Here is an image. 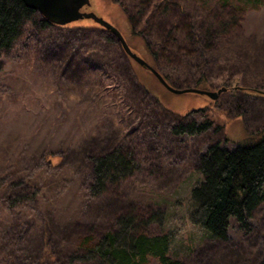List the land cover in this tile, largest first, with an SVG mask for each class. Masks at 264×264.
<instances>
[{"label": "rangeland", "instance_id": "374dc122", "mask_svg": "<svg viewBox=\"0 0 264 264\" xmlns=\"http://www.w3.org/2000/svg\"><path fill=\"white\" fill-rule=\"evenodd\" d=\"M191 1L188 8L198 6ZM89 3L83 11L114 25L132 44L131 51L152 67L131 41L118 2ZM238 16L237 30L207 56L208 87L203 90L228 88L215 100L168 91L125 58L93 19L39 32L26 28L13 50L0 57V179L7 181L4 189L24 183L33 198L10 208L1 190L0 264H40L46 237L75 252L82 238L108 230L116 217L130 213L144 221L160 215V222L146 224L149 232L169 234L171 255L187 264L264 261V202L245 228L232 220L227 240L214 239L188 221L191 189L203 178L196 170L199 155L218 140L235 149L264 132V90L251 89L264 78V5ZM185 69L170 68L175 88H197L188 81L195 73ZM243 77L251 83L242 82ZM179 116L213 123L201 135L174 137L170 127ZM116 147L130 155L135 168L93 198L87 188L88 158ZM49 153L59 157H49L52 163L46 164L43 157ZM147 264L158 263L150 259Z\"/></svg>", "mask_w": 264, "mask_h": 264}, {"label": "trees", "instance_id": "16d2710c", "mask_svg": "<svg viewBox=\"0 0 264 264\" xmlns=\"http://www.w3.org/2000/svg\"><path fill=\"white\" fill-rule=\"evenodd\" d=\"M114 1L118 2L129 23L131 41H136V48L144 51L160 76L176 87L168 75L170 68L175 67V71L186 68L197 73L196 76L191 74L188 81L201 90L208 87L207 56L212 55L218 45L237 30L239 14L264 5V0H206L201 4L193 0L194 5L198 6L188 8L186 4L189 0ZM213 1L216 3L214 7L210 5ZM197 9L202 12H197ZM80 12L87 11L81 9ZM86 19L91 18L73 16L65 23L57 24L28 7L23 0H0V57L13 50L27 27L39 32L55 26L67 27ZM96 24L108 33L109 40L114 39L118 43L125 58H132L125 51L124 38H121V33H116L118 29L114 25L110 23L112 28H107L98 22ZM127 43L131 47L132 44ZM134 62L152 73L138 61ZM153 76L160 82L156 75ZM130 78L144 93L142 85L137 84L133 76ZM229 81L233 83L235 80L230 76ZM241 81L251 83L246 77ZM254 85L251 88L253 92L264 90V78L255 81ZM175 122V126L170 127L174 137L201 135L208 132L213 123L208 120L187 121V118L180 116ZM220 133L222 131L218 130L216 134ZM254 136L255 142L235 149L221 146V140L210 143L196 160V170L203 178L191 189L193 209L188 221L214 239H228L232 220L245 228L247 220L264 202V132ZM52 156L59 157L46 154L44 163L51 162L49 157ZM88 159L91 168L87 188L93 198L102 196L109 183L125 178L135 168L134 160L119 147L108 153L89 156ZM4 183L6 185L7 181L0 179V194L3 193ZM8 186L4 189L2 200L10 208L33 198L32 193H25L22 182H12ZM163 218L165 220L167 216ZM160 221L157 213L150 216L149 221L131 213L118 216L108 230L82 238L75 252L65 247L64 242H56L55 245L46 237L40 264L51 261L57 264H147L150 259L158 264H187L171 255L173 241L169 234L149 232L146 224ZM256 264H264V261Z\"/></svg>", "mask_w": 264, "mask_h": 264}, {"label": "water", "instance_id": "95a60500", "mask_svg": "<svg viewBox=\"0 0 264 264\" xmlns=\"http://www.w3.org/2000/svg\"><path fill=\"white\" fill-rule=\"evenodd\" d=\"M24 3L30 7L31 9L37 11L41 15H43L46 19L53 23L63 24L67 19L73 16H83L87 18H91L101 25L112 28L111 24L104 20L102 17H98L93 12H80V10L89 5V0H23ZM118 35L119 31H116ZM121 35V34H120ZM121 38H123L121 36ZM124 41V48L128 55H130L134 60L138 61L140 64L148 68L156 77L159 79L160 83L170 92L175 94H181L186 92H194L203 95H207L211 99H217L219 95L226 90V88L219 89L218 91H206L197 88H187V89H177L171 85H169L160 74L150 65H148L143 59L138 57L135 53H133Z\"/></svg>", "mask_w": 264, "mask_h": 264}]
</instances>
